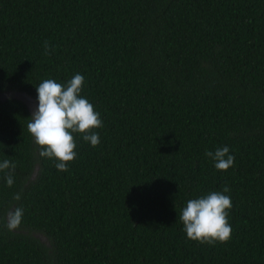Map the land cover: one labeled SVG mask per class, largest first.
<instances>
[{
  "label": "trees",
  "instance_id": "1",
  "mask_svg": "<svg viewBox=\"0 0 264 264\" xmlns=\"http://www.w3.org/2000/svg\"><path fill=\"white\" fill-rule=\"evenodd\" d=\"M77 73L103 128L60 172L13 92ZM0 97V264H264V0H0ZM224 186L230 241L189 240L179 212Z\"/></svg>",
  "mask_w": 264,
  "mask_h": 264
},
{
  "label": "clouds",
  "instance_id": "2",
  "mask_svg": "<svg viewBox=\"0 0 264 264\" xmlns=\"http://www.w3.org/2000/svg\"><path fill=\"white\" fill-rule=\"evenodd\" d=\"M44 54H51V45L45 41ZM85 78L75 74L67 83H58L54 79H45L38 86L37 105L28 119L27 130L38 146L39 155L55 162L60 172L69 170L70 162L77 159L75 136L81 135L85 142L95 148L100 144L98 130L103 128L101 114L83 95ZM26 94V93H25ZM30 96V95H29ZM32 97V96H31ZM34 102V99H32ZM227 146L214 152L206 151L218 171L227 172L234 165L235 157ZM16 165L10 160L0 162V173H4L6 185L11 188ZM228 186L223 191H211L199 198L189 199L178 214L187 238L200 244L215 246L227 243L232 236V227L228 215L233 207ZM14 199H21L19 194ZM23 209L16 207L7 213L6 228L13 232L22 223Z\"/></svg>",
  "mask_w": 264,
  "mask_h": 264
},
{
  "label": "rangeland",
  "instance_id": "3",
  "mask_svg": "<svg viewBox=\"0 0 264 264\" xmlns=\"http://www.w3.org/2000/svg\"><path fill=\"white\" fill-rule=\"evenodd\" d=\"M8 93V92H7ZM13 97L17 100H21L23 103L27 104L29 111L33 112L34 107L36 106V103L32 101V99H34L33 97L29 96L28 94H21L18 95L15 92H13ZM3 97H0V99H2ZM11 98V96L9 97H5V99Z\"/></svg>",
  "mask_w": 264,
  "mask_h": 264
}]
</instances>
